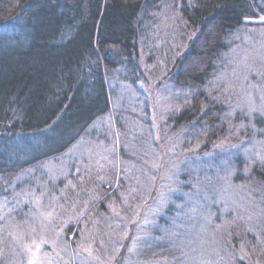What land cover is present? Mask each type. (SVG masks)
Returning a JSON list of instances; mask_svg holds the SVG:
<instances>
[{"label":"trees","instance_id":"16d2710c","mask_svg":"<svg viewBox=\"0 0 264 264\" xmlns=\"http://www.w3.org/2000/svg\"><path fill=\"white\" fill-rule=\"evenodd\" d=\"M263 16L264 0H0V196L10 195L7 186L19 174L95 138L97 122L103 134L97 139L115 144L108 135L126 123L100 120L123 109L113 110L117 82L137 80L139 60L162 61L176 89L185 90L182 100L173 99L178 105L164 121L172 133L176 163L182 159L180 171L174 163L165 175L181 194L165 190L174 204L152 221L156 226L148 228L135 253L148 264H184L180 258L195 248L202 229L197 219L209 220L216 185L229 180L234 200L249 193L253 200L219 227L207 223L200 238L208 259L214 256V264H264V157L248 150L250 144L257 151L264 145V103L254 108L246 97L249 90L264 96V21L255 22ZM246 31L260 41L245 43ZM238 62L248 65L241 67L243 76L232 70ZM251 78L255 87H244ZM118 141L121 160L135 163L134 185L149 188L152 196L154 174L147 175L132 161L147 155L141 151L129 160L130 140ZM243 153L251 156L242 161ZM116 156H109L114 163ZM108 173V187L99 192L104 208L114 195L107 192L115 169ZM81 179H73L82 192L79 201L95 187L91 179ZM66 189V196H77ZM191 207L198 209L197 217L191 216Z\"/></svg>","mask_w":264,"mask_h":264},{"label":"rangeland","instance_id":"374dc122","mask_svg":"<svg viewBox=\"0 0 264 264\" xmlns=\"http://www.w3.org/2000/svg\"><path fill=\"white\" fill-rule=\"evenodd\" d=\"M258 21L264 20L260 17L255 20V22ZM243 36L245 43L260 41L261 38L252 36V33L247 31L243 32ZM263 39L261 38V41H264ZM139 63L137 80L134 79L129 84L117 82L119 89L112 103L113 110L121 106L122 111L106 115L100 120L107 122L113 119L112 121L115 122L126 123L120 125L118 131L114 129L110 132L111 135H108L109 138L112 136L116 139L115 144L97 139V136L103 135L97 122L93 135L96 139H83L61 157L50 159L37 170L19 174L7 186L10 195L0 196V264H148L147 260L142 259L137 255L138 252H135L139 244L149 235L148 228L152 225L156 226V223L152 221L156 220L160 214L163 215V211L170 203L174 204L171 192L181 194L179 189L174 188L175 184H172L171 177L165 175L168 168L174 169L176 147L174 144L171 147L172 133L164 121L165 117L178 105L173 99L182 100L185 90L176 89L169 80L168 69L162 61L147 64L139 60ZM236 66L232 68L234 75L243 76L241 67L247 68L248 65L238 62ZM245 81L247 83L244 87L250 89L255 87L253 78ZM249 91L246 93L248 105L253 104L254 108L260 109L259 106L264 103V96L258 94L259 90ZM134 104L137 107L131 106ZM145 104L150 108L146 106L147 111L144 112ZM120 138L130 140L131 147L128 146L129 142H125L123 146L125 150L130 147L132 155L125 158L132 160L141 151H144L142 153H145V156L147 155L146 158L142 156L140 160L132 161L136 160L137 168L144 169L147 175L149 171L151 176L154 174L151 187L155 194L153 193L152 196L148 193L149 188L134 185L138 175L132 166L134 162L131 164L121 160L120 152L124 151L120 150L122 148L121 141H118ZM254 141H258V138ZM253 146L250 144L248 149L252 152V156L264 157V145L258 151L256 150L258 146L252 150ZM112 152L117 154L115 163L109 157ZM251 154L243 153L242 161L249 158ZM181 160L179 159L176 163L178 171L182 167ZM244 165L243 163L242 166ZM110 168L112 171L115 169L116 176L112 188L107 192L109 196L114 194L111 200L105 203L106 207L110 208L107 215V212H104L107 208L99 202H104L101 189L106 190L108 187ZM169 170L167 174L171 173ZM147 175L146 182L149 180ZM83 177L87 178V181L90 179L94 181L95 187L87 189L86 196L84 195L81 202L79 201L81 191L75 189L73 179L82 182ZM215 182L217 180L212 181V183ZM230 184L229 180H226L216 185L214 193L218 196L213 197L215 204L209 220L197 219L203 225L199 226L202 229L199 236L197 234L196 246L190 250V254L187 253L189 255L185 254L184 258H180L181 263L214 264V256L208 259L210 254L206 253V242L200 238L207 232L205 227L211 223H216L213 226L219 227L223 219L234 216L236 210L246 211V206L253 200L249 197L250 193L247 196H241L240 200L239 197L234 200L237 194H232L235 187ZM66 188L74 189L77 196H66ZM167 189L170 192L169 195L165 191ZM183 196L189 201L188 195ZM62 197L64 200L61 201ZM91 201L98 204L94 205L95 208L92 211H88ZM134 202L135 204L130 205ZM82 203V207L77 209V206ZM185 204L182 202V205ZM178 206L180 203H177V209H179ZM191 209L193 210L191 216L197 217L198 209L196 207ZM141 213L142 218L139 221L137 218ZM148 218L151 220L149 221ZM190 219L194 220L193 217ZM69 227L77 230L76 239L73 238L74 230L69 232ZM134 227L137 228L135 233ZM108 242H110L109 245H106ZM213 254L217 255L216 252Z\"/></svg>","mask_w":264,"mask_h":264},{"label":"snow or ice","instance_id":"6c2138e0","mask_svg":"<svg viewBox=\"0 0 264 264\" xmlns=\"http://www.w3.org/2000/svg\"><path fill=\"white\" fill-rule=\"evenodd\" d=\"M262 20H264V17H261Z\"/></svg>","mask_w":264,"mask_h":264}]
</instances>
